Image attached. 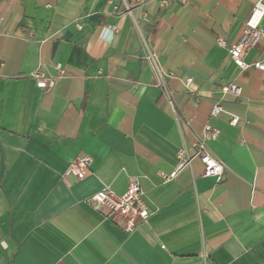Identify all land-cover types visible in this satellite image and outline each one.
Here are the masks:
<instances>
[{
  "label": "crops",
  "instance_id": "obj_1",
  "mask_svg": "<svg viewBox=\"0 0 264 264\" xmlns=\"http://www.w3.org/2000/svg\"><path fill=\"white\" fill-rule=\"evenodd\" d=\"M160 1L0 0V264H264V76L216 44H236L260 0ZM256 58L264 43L244 61ZM56 65L64 78L37 88L31 75ZM231 82L239 98L222 94ZM205 125L222 181L199 160L164 181ZM82 156L87 176L65 178ZM130 177L150 216L127 234L89 199Z\"/></svg>",
  "mask_w": 264,
  "mask_h": 264
},
{
  "label": "built area",
  "instance_id": "obj_2",
  "mask_svg": "<svg viewBox=\"0 0 264 264\" xmlns=\"http://www.w3.org/2000/svg\"><path fill=\"white\" fill-rule=\"evenodd\" d=\"M165 4L166 0H161L159 3L161 8H163ZM263 23L264 0H260L253 6L236 44L228 46L225 40L221 38L216 40V44L227 51L230 59L240 71L253 69L261 72L264 76V58H256L250 63L244 61L248 51L257 49L260 44L264 43ZM143 58L153 71L156 87L161 90L166 97L171 110L175 113L170 95L164 84V75L156 62V56L147 48L145 42L143 43ZM39 67L40 65L38 68ZM31 78L35 81L37 88L50 91L55 87L59 80L64 78V71L59 65H56L55 74L52 76H45L39 69H37L31 75ZM191 81L192 80L189 79L184 82L185 89L189 90ZM221 92L223 95H230L239 98L242 94V88L236 83L231 82L224 86L221 89ZM222 113L223 110L221 107L218 104H215L212 108L211 115L217 117ZM175 117L178 122L179 118H177L176 114ZM237 123L238 118L232 116L229 125L235 127ZM182 124L186 127H190L191 121L186 120L182 122ZM218 136V130L205 125L201 133L195 134V142L192 146V151L185 144L177 150V165L171 174L162 175L164 181L174 179L182 171L189 170L191 168V163L194 160H199L203 166L202 177L213 178L216 183L221 182L226 170V165L211 154L207 144L208 140H215ZM89 165L90 158L88 156L79 157L68 166L64 172V177H74L77 180H82L88 174ZM89 206L93 210L102 212L107 219L114 222L127 234L134 232L139 225L145 224L150 216L143 199V192L140 188L138 179L135 177H130L128 179L127 189L121 195H117L108 187H104L89 199Z\"/></svg>",
  "mask_w": 264,
  "mask_h": 264
}]
</instances>
